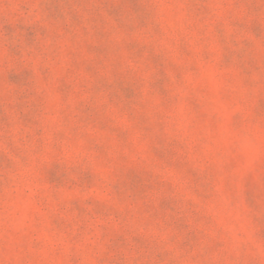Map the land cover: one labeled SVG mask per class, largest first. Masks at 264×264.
Returning <instances> with one entry per match:
<instances>
[{"label": "rangeland", "instance_id": "1", "mask_svg": "<svg viewBox=\"0 0 264 264\" xmlns=\"http://www.w3.org/2000/svg\"><path fill=\"white\" fill-rule=\"evenodd\" d=\"M0 264H264V0H0Z\"/></svg>", "mask_w": 264, "mask_h": 264}]
</instances>
